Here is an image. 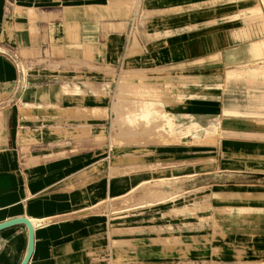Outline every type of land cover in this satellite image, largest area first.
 I'll return each mask as SVG.
<instances>
[{"label": "crops", "instance_id": "0c3cea01", "mask_svg": "<svg viewBox=\"0 0 264 264\" xmlns=\"http://www.w3.org/2000/svg\"><path fill=\"white\" fill-rule=\"evenodd\" d=\"M130 65L185 70L184 102L173 112L165 111L166 118L155 119L163 122L157 126L164 133L191 134L187 144L219 127L222 159L219 174L210 178H220L216 184L225 198L236 194L232 203L243 199L253 205L251 226L212 228L201 248L184 254V261L264 264L260 0H0V224L17 218L33 223L35 248L29 264H99L106 243L101 236L105 230L111 234V228L106 229L96 213L79 212L104 196L106 181L96 169L100 162L94 163L93 153L90 166H83L84 157L69 162L58 144L62 140L54 139L52 146V133L66 129L63 123L75 120L78 108L104 107L107 99L97 95L103 86L99 77L116 79ZM84 77L92 86L82 82ZM75 84L80 95L67 91V85ZM51 107L68 114L53 116ZM184 128L189 130L185 133ZM58 154L63 156L50 158ZM123 158H117L123 162L117 165L109 158L112 168L130 167ZM90 168L91 174L80 177ZM187 171L189 178L196 176L190 174L192 167ZM127 182L116 184L125 189ZM195 183L188 180L187 187ZM107 187L108 193L114 189L110 183ZM236 214L229 217L239 223ZM155 224V238L168 233L171 243L154 244L156 256L149 259L145 254L141 264H169L159 254L182 251V244H192L186 238L196 235L191 232L195 229L183 233L176 221ZM125 234L150 236L143 226ZM176 237H185V243ZM28 239L25 225L0 231V264H21Z\"/></svg>", "mask_w": 264, "mask_h": 264}, {"label": "rangeland", "instance_id": "374dc122", "mask_svg": "<svg viewBox=\"0 0 264 264\" xmlns=\"http://www.w3.org/2000/svg\"><path fill=\"white\" fill-rule=\"evenodd\" d=\"M260 2L264 8V0ZM138 34L136 31L135 35ZM137 52L140 54L142 51ZM183 71L182 68L177 73L173 68L145 69L130 65L122 68L116 79L113 75L104 79L99 77L103 86L97 95L107 99L104 100L105 106L78 108L76 119L67 118L63 123L66 129H53L52 146L55 140H62L58 142L61 151L73 153L71 156L64 154L63 158L67 157L70 162L84 157L83 166L86 167L93 162V153L94 163L100 162L96 169L100 170V180L106 181L104 196L93 208L79 212L83 215L94 212L106 229L111 228V234L105 230L106 235L101 236L102 242L106 243L99 251V264H141V260L156 256L152 252L154 244H167L171 243L168 240H172L168 233L164 237L156 236L161 240L155 238V223L158 222L176 221L185 229L183 233L189 229L196 232L195 236L186 238L192 244H182V251L159 254L163 256L164 263L169 264H191V261H184L187 256L184 254L200 249L212 228L222 231L228 226H251L252 202L240 199L239 203H232L236 194L225 198L226 193L216 184L220 178H210L219 174L222 159L220 128L204 138H192L187 144L186 141L191 139V134H185L189 128H184V137L181 133L161 132L164 129L157 124L163 122H155V119L166 118L165 111L173 112L172 108L184 102L181 95L188 88V77ZM85 77L82 82L92 86ZM193 78L197 81L201 79L200 76ZM67 86V91L80 95L81 90L76 84L74 88ZM152 101L164 106L159 107ZM49 110L53 116L68 114L52 107ZM170 152L177 154L171 155ZM76 153H83V156H76ZM62 156L58 154L50 158L54 160ZM119 157L126 158L124 163L130 167L113 169L109 158L115 159L113 164L117 165L123 163L117 160ZM189 166L195 169L190 174L195 173L196 176L188 177ZM91 172L92 168L80 177ZM212 179L214 182L210 184ZM125 180L128 181L125 189L119 188L116 182L121 181L124 185ZM188 180H196V183L188 188ZM109 183L116 190L111 189L108 193ZM234 212H237L236 218L241 219L239 223L229 217ZM141 226L148 228L149 237L140 239L125 234ZM176 238L185 243V237ZM145 254L148 256L145 257Z\"/></svg>", "mask_w": 264, "mask_h": 264}, {"label": "water", "instance_id": "95a60500", "mask_svg": "<svg viewBox=\"0 0 264 264\" xmlns=\"http://www.w3.org/2000/svg\"><path fill=\"white\" fill-rule=\"evenodd\" d=\"M25 225L29 232V239H28V250L26 256L21 264H29L35 248V229L31 221L27 218H17L5 223L0 224V231L13 227L15 225Z\"/></svg>", "mask_w": 264, "mask_h": 264}, {"label": "bare ground", "instance_id": "6f19581e", "mask_svg": "<svg viewBox=\"0 0 264 264\" xmlns=\"http://www.w3.org/2000/svg\"><path fill=\"white\" fill-rule=\"evenodd\" d=\"M32 223V222H31ZM33 224V223H32ZM34 226V225H33ZM35 229V228H34Z\"/></svg>", "mask_w": 264, "mask_h": 264}]
</instances>
